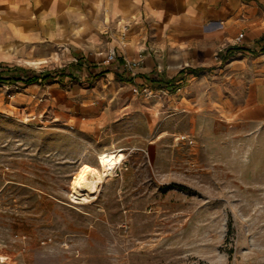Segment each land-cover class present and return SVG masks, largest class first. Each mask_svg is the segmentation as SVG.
<instances>
[{"label":"rangeland","instance_id":"374dc122","mask_svg":"<svg viewBox=\"0 0 264 264\" xmlns=\"http://www.w3.org/2000/svg\"><path fill=\"white\" fill-rule=\"evenodd\" d=\"M220 66L221 100L198 69L114 97L59 61L0 65L1 264H264V120L229 117L246 70L231 82ZM33 74L45 108L17 113ZM114 149L124 158L94 195L70 189Z\"/></svg>","mask_w":264,"mask_h":264},{"label":"crops","instance_id":"0c3cea01","mask_svg":"<svg viewBox=\"0 0 264 264\" xmlns=\"http://www.w3.org/2000/svg\"><path fill=\"white\" fill-rule=\"evenodd\" d=\"M109 52L114 61L106 59ZM131 59L137 66L124 67ZM47 61L108 79L114 97H129L135 86L177 83L198 69L221 100L220 65L231 82L245 68V103L229 117L263 121L264 0H0V65L13 70ZM18 84L17 113L45 108L35 100L45 90ZM79 90L73 86L70 95Z\"/></svg>","mask_w":264,"mask_h":264},{"label":"bare ground","instance_id":"6f19581e","mask_svg":"<svg viewBox=\"0 0 264 264\" xmlns=\"http://www.w3.org/2000/svg\"><path fill=\"white\" fill-rule=\"evenodd\" d=\"M123 158L124 153L117 149L96 152L94 164L82 163L72 175L69 181L70 189L83 196L94 195ZM0 262L4 263L3 256H0Z\"/></svg>","mask_w":264,"mask_h":264},{"label":"built area","instance_id":"2783aa9c","mask_svg":"<svg viewBox=\"0 0 264 264\" xmlns=\"http://www.w3.org/2000/svg\"><path fill=\"white\" fill-rule=\"evenodd\" d=\"M242 35H243V33H239L238 36H237V40H239V39L242 37ZM106 59H107L108 61H114V60H115V55H114V53L109 52V53L106 55ZM137 64H138V61L135 60V59H134V60H133V59H131V60H125L124 63H123L124 67H126V68H128V69H133V68H135V67L137 66ZM143 90L146 91L145 88H143ZM0 264H1V262H0Z\"/></svg>","mask_w":264,"mask_h":264},{"label":"trees","instance_id":"16d2710c","mask_svg":"<svg viewBox=\"0 0 264 264\" xmlns=\"http://www.w3.org/2000/svg\"><path fill=\"white\" fill-rule=\"evenodd\" d=\"M43 77H45V79H48L49 78V75L46 74V75H43ZM36 80H38V74L36 75H31L27 78H25V83L29 84V83H32V82H35Z\"/></svg>","mask_w":264,"mask_h":264}]
</instances>
